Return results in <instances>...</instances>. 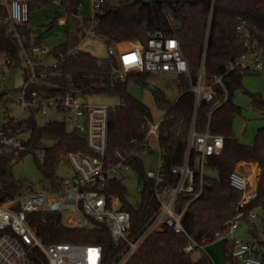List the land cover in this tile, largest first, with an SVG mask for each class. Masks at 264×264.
Listing matches in <instances>:
<instances>
[{
    "label": "trees",
    "instance_id": "trees-1",
    "mask_svg": "<svg viewBox=\"0 0 264 264\" xmlns=\"http://www.w3.org/2000/svg\"><path fill=\"white\" fill-rule=\"evenodd\" d=\"M70 5L69 10L77 14L81 6L80 1L70 0ZM101 6L96 16L95 28L100 36L109 40V44L145 42L147 34L156 30L171 33L181 42V49L189 63L191 79L179 77L181 93L175 102H171L159 89L154 92L157 105L165 110L160 125L159 143L164 154V169L169 182L176 179L170 169L184 162L190 125L196 111L195 93L191 86L198 77L202 62L205 60L207 80L224 75L227 99L216 107V103L225 96V92L217 88L215 100L201 102L197 110V130H206L209 121L211 133L223 136L225 146L221 154L206 159L204 190L188 205L183 216L188 235L207 245L215 241L217 232L224 231L225 223L232 216L240 197L239 192L230 185V175L239 162L259 164L258 194L249 207L264 205V125L257 129L252 145L246 146L235 137L233 121L235 116L241 113V108L235 103L234 96L236 90L242 87V79L247 72L238 69L231 71L228 68L230 62L236 61L246 51L243 41L238 38L239 17L248 22L252 40L264 50V0H166L165 3L148 5H142L141 0H123L116 6L112 5L111 0H102ZM211 11L212 21L209 25L208 17ZM4 17L5 12L0 7V55L5 52L11 54L16 57L20 66L22 54L19 41L12 36V26ZM54 20H57V17ZM84 21L85 27L91 25V19ZM17 28L27 37L24 45L27 50L30 49L32 41L29 28ZM41 39L36 37L34 44L40 45ZM69 49V46L61 45L45 57L49 59L59 56L60 53L65 54L55 69L43 67L42 62L45 59L34 58L37 68L44 70L47 77L43 79V84L32 89H36L41 95L53 97H86L94 94L119 97L121 103L112 107L109 115L107 158L112 159L118 151H131L135 147L134 143L146 136L145 125L151 118V110L129 92L128 81L132 79L145 86L149 73H131L126 80L115 79L112 72L116 65L114 58H99L88 52L69 56L66 54ZM24 71L26 75L29 73L26 67ZM252 103L264 116V99L253 95ZM211 111L213 112L210 113ZM9 125L13 134L31 128V136L26 142L25 150L9 155L0 154V204L23 193L19 181L11 171L17 154L31 152L36 158L44 181L54 184L59 177L57 170L63 154L69 151L91 153L86 141L76 131L69 130L62 121L49 120L47 124L40 126L31 115L18 120L10 117ZM48 142L51 143L47 144ZM40 151L43 152L42 161L38 158ZM197 156L196 152L192 153L193 159ZM143 161V158L130 161L143 187L138 207L133 206L126 198V187L122 181H111L107 189L110 195L119 196L125 210L131 213V238L136 237L145 228L159 208V203L154 197L155 183L147 179ZM207 171L217 172L218 177L211 178ZM187 203L188 199L181 198L178 210H182ZM28 221L46 244L101 245L104 260L102 264H114L125 248L124 242L116 243L113 240L108 228L87 231L67 227L63 224L61 215L57 213H30ZM187 241L188 236L177 234L171 229L154 232L128 264H213L205 253L195 259L192 252H185L183 247ZM224 249L228 262L226 245ZM30 257L37 264H47L38 250H34Z\"/></svg>",
    "mask_w": 264,
    "mask_h": 264
},
{
    "label": "built area",
    "instance_id": "built-area-1",
    "mask_svg": "<svg viewBox=\"0 0 264 264\" xmlns=\"http://www.w3.org/2000/svg\"><path fill=\"white\" fill-rule=\"evenodd\" d=\"M214 2V0H212ZM47 4L65 10L70 9V0H0V7L5 12V20L12 26L11 33L19 41L21 48V65L29 72L28 80L18 96H12L6 87L5 69L18 65L16 57L5 52L0 55V98L21 105L20 112L26 109L40 110L47 114V107L65 117L66 125L73 126L87 144L91 153L67 152L66 158L72 169L70 176L58 177L52 184H44L39 191L27 190L14 199L0 204V264H37L30 254L38 250L47 264H102L103 248L95 244L52 243L46 244L38 236L28 221V215L34 212L57 213L67 227L93 231L101 227L108 228L113 240L124 242L125 248L114 264H128L129 260L139 251L146 239L154 232L171 229L177 234L188 236L183 247L185 252L205 247L204 244L191 238L183 224V216L188 205L197 199L205 187V163L210 156L222 153L224 138L214 135L209 128L203 132L197 130V110L202 101L212 102L217 97V88L225 92L220 106L227 99V88L224 75L211 80L205 77V64H201L198 77L192 83L191 90L195 93V110L187 139L184 162L174 166L170 173L174 181L169 182L164 169V154L159 143L160 121L150 120L145 125L146 136L134 143L135 147L125 153L116 152L112 159L107 158L109 138V115L112 107L107 105H89L82 95L53 97L41 95L34 86L43 84L47 77L44 70L37 68L34 58L45 59L50 50L31 43L26 49V36L17 26L28 27L31 6ZM101 1L93 7L91 25L84 28L85 36L98 37L107 46V57L114 58L116 65L112 72L115 79L126 80L131 73L173 74L191 79L189 63L181 49L180 41L171 33L153 31L147 34L145 42L133 45L109 44L105 37L96 31V16L101 8ZM237 26L238 38L243 41L246 51L234 62L228 64L232 70L260 72L264 68V50L251 38V26L239 17ZM212 11L209 14V25ZM29 28V27H28ZM78 53L76 47L66 53L69 56ZM65 54L54 57L53 62L45 59L43 67L57 68L58 62ZM211 111L210 113H212ZM10 116L0 121V154L18 153L26 149V142L9 129ZM157 152L159 163L157 171L147 170V179L155 183L154 197L159 203L158 212L147 223L136 237H129L131 213L124 208L122 199L110 195L107 191L111 181H122V170L132 167L130 161L143 158ZM198 156L193 159L192 153ZM195 160V161H194ZM198 160V163H197ZM194 162V163H193ZM251 174L236 168L230 175V185L240 194L232 216L226 221L224 231L217 232L215 241L226 244L228 264H264V205L249 207L257 198L258 179L252 180ZM258 178V177H257ZM142 185L139 191L142 193ZM143 194V193H142ZM181 198L188 199L187 205L178 210ZM260 222L261 227L258 226ZM247 224L251 237L241 238L237 231Z\"/></svg>",
    "mask_w": 264,
    "mask_h": 264
},
{
    "label": "rangeland",
    "instance_id": "rangeland-1",
    "mask_svg": "<svg viewBox=\"0 0 264 264\" xmlns=\"http://www.w3.org/2000/svg\"><path fill=\"white\" fill-rule=\"evenodd\" d=\"M80 5L77 14H73L70 10L64 8L55 7L47 4H34L30 11V21L28 23L29 30L31 31V38H42L40 44L50 51L55 50L61 45H67L70 48L76 47L77 51L88 52L96 57L104 58L107 56V46L103 42L104 40L93 37L85 36L84 28L85 21L91 19L93 15V7L102 0H79ZM123 0H111L112 5H118ZM57 17V20H54ZM64 20L61 21V20ZM209 23V17H208ZM136 42H123L121 45H133ZM49 62L54 61V57L48 59ZM24 65H12L5 69L6 87L9 88L10 94L18 96L21 89L28 80V75L25 74ZM242 79V87L237 89L234 96L235 103L241 108V113L237 114L233 121V130L235 137L242 143L252 145L255 140L257 129L264 125V116L260 109H258L252 103V96L259 95L264 99V68L261 72H247ZM179 76L168 74H149L146 83L143 86L136 81L130 79L128 81L129 92L145 103L151 110L150 121L158 123L164 119L165 110L160 108L154 97L156 89L161 90L165 96L171 101L175 102L181 93L179 89ZM153 86L155 89H152ZM85 102L89 105H107L114 107L121 103V100L117 96H110L106 94H94L85 97ZM21 105L14 103L11 96L9 100L0 98V121L5 119L7 115L15 117L16 119H24L33 115L40 126L47 124L49 120L64 121L65 117L56 112L52 107H47V114H43L40 110L26 109L20 112ZM10 127V125H9ZM69 130H73V126L67 124ZM19 138L27 142L31 136V128H27L21 132L15 134ZM51 142H48L49 144ZM17 158L12 165V174L16 180L19 181L20 189L22 192H26L27 189L39 191L44 184H50L48 181H44L42 173H40L39 167L35 156L31 152L26 154H17ZM40 161L43 160V152L38 153ZM144 169L157 171L159 157L157 152H152L150 155L143 157ZM198 163V160H197ZM256 165L251 162H239L235 169L251 174L254 178V171ZM59 176H70L72 169L69 166V162L66 155L63 154L60 159V165L57 170ZM212 177H218V173L215 171H207ZM122 182L126 187V198L130 203L138 207L141 202V192L139 188L141 186L138 173L133 167H128L122 170ZM261 227L260 222L257 223ZM247 224H242V227L237 231L236 235L241 238H250L251 234ZM224 242L217 240L205 245L203 249L197 248L192 251V257L198 258L201 253H205L213 262V264H228L226 261V250L224 249Z\"/></svg>",
    "mask_w": 264,
    "mask_h": 264
},
{
    "label": "water",
    "instance_id": "water-1",
    "mask_svg": "<svg viewBox=\"0 0 264 264\" xmlns=\"http://www.w3.org/2000/svg\"><path fill=\"white\" fill-rule=\"evenodd\" d=\"M166 0H141L142 5H148L150 3H165ZM152 89H155L153 86H151ZM6 94V90L2 91L0 93V97Z\"/></svg>",
    "mask_w": 264,
    "mask_h": 264
},
{
    "label": "crops",
    "instance_id": "crops-1",
    "mask_svg": "<svg viewBox=\"0 0 264 264\" xmlns=\"http://www.w3.org/2000/svg\"><path fill=\"white\" fill-rule=\"evenodd\" d=\"M34 7V6H33ZM32 6H31V9L33 8ZM61 21H63L64 22V20L62 19ZM30 33H31V31H30ZM31 36V35H30ZM34 40L35 39H32L31 38V41H32V43H34ZM104 58H107V56L106 57H104ZM168 75H173V74H168ZM33 112V111H32ZM11 117V116H10ZM12 118H15V117H12ZM16 119V118H15ZM18 120V119H17ZM158 155V154H157ZM241 162H243V163H246L245 161H241ZM253 164V163H252ZM254 165H256L257 166V168H255V170H256V172H257V176H256V179H258L259 180V177H260V166H259V164L258 163H254ZM59 177H61V176H59ZM258 177V178H257ZM260 181V180H259ZM225 243H224V247H225Z\"/></svg>",
    "mask_w": 264,
    "mask_h": 264
},
{
    "label": "bare ground",
    "instance_id": "bare-ground-1",
    "mask_svg": "<svg viewBox=\"0 0 264 264\" xmlns=\"http://www.w3.org/2000/svg\"><path fill=\"white\" fill-rule=\"evenodd\" d=\"M256 176H257V172L254 171V178H252V180L257 181V180H256Z\"/></svg>",
    "mask_w": 264,
    "mask_h": 264
}]
</instances>
